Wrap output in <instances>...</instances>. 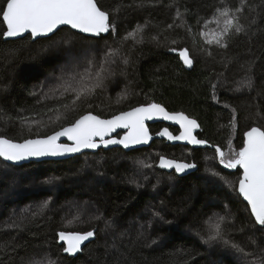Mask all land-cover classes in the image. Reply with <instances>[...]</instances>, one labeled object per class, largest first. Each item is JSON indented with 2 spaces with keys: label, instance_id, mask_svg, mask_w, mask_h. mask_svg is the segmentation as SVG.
Returning <instances> with one entry per match:
<instances>
[{
  "label": "trees",
  "instance_id": "trees-1",
  "mask_svg": "<svg viewBox=\"0 0 264 264\" xmlns=\"http://www.w3.org/2000/svg\"><path fill=\"white\" fill-rule=\"evenodd\" d=\"M5 2L0 0V9ZM97 2L115 25L97 38L69 28L37 41L5 38L0 22V136L22 143L89 112L107 119L157 103L196 120L199 139L211 148L155 141L130 152L101 149L22 166L0 157V264H262L264 227L238 193L241 168L221 165L212 146L228 152L230 144L239 151L246 131L264 128V0H246L238 14L245 32L229 36L226 48L205 44L200 33L216 28L217 9L235 10L241 0ZM138 26L140 34L130 37ZM185 47L191 70L170 51ZM86 51L96 66L115 51L113 74L75 112L56 121L44 109L72 96L44 99L41 87L66 65L72 72L59 74L66 79L83 72L85 63L76 56ZM161 128L150 130L155 135ZM160 157L197 170L183 176L159 167ZM220 217L222 238L209 239ZM89 231L95 240L76 257L65 255L59 233Z\"/></svg>",
  "mask_w": 264,
  "mask_h": 264
},
{
  "label": "snow or ice",
  "instance_id": "snow-or-ice-1",
  "mask_svg": "<svg viewBox=\"0 0 264 264\" xmlns=\"http://www.w3.org/2000/svg\"><path fill=\"white\" fill-rule=\"evenodd\" d=\"M245 3L246 0H241L240 6L235 10L227 6L217 9L218 14L212 21L216 24V28L200 33L204 37L205 44L226 48L229 36L245 32V26L240 23L238 15L243 12ZM176 15L177 18H182L184 14L177 11ZM0 16H2L0 22L6 26L2 33L5 38L19 37L24 33H30L33 38L48 36L64 25L95 36L115 28L114 24H110L109 12L102 10L97 0H6L4 7L0 9ZM141 31L142 28L138 26L134 32L129 33V36L135 38ZM172 43L175 44L176 41L173 40ZM170 51L178 52L184 65L192 67L193 59L188 48L179 50L171 48ZM115 55V51L109 52L99 67L89 61L88 67L83 72L70 75L67 79L61 77V83L50 89L51 95L55 96L59 92L60 97H63L65 93H70L72 98L67 103L61 102L55 107L45 108L44 114L52 113L55 120L59 121L67 118L69 113L75 112L78 104L95 94L98 88L104 86L105 79L113 74L110 66L115 63L113 59ZM248 86L251 87V80L248 81ZM44 98L48 99L49 93H44ZM34 115H40V113H34ZM158 117L174 121L180 126L179 135H173L168 128H164L158 133L159 136L166 137L169 141H187L193 145H207L206 140L198 139L193 135V131L200 127L196 120L190 119L183 112L170 113L160 104L150 103L121 112L111 119H102L89 112L80 115L68 126L62 127L51 135L25 139L22 143L0 136V157L9 161H21L30 157L59 156L80 152L82 149H95L100 147L101 143L105 147L110 144H121L128 148L130 145L147 143L152 139L145 121ZM23 120L25 123L29 122L28 118ZM231 123L234 125L235 116L232 117ZM118 128L128 129V133L122 139H105ZM61 137H66L72 141V144L59 143ZM244 137L246 139L243 140L239 151H233L230 144L227 145L228 152L215 145L212 147L218 156L219 163L225 168H242L243 174L238 180V193L250 205L256 224L264 227V128L253 126L244 133ZM97 138L100 143L97 142ZM145 167H151V165H145ZM159 167L174 168L176 172L183 173L186 169L194 168L195 165L160 157ZM223 221L224 218L220 217L212 225L214 234L209 239L222 238ZM93 235L92 231L83 234L60 232L59 239L67 244L63 251L75 254L81 250V244ZM233 246L237 248V251H244L239 245Z\"/></svg>",
  "mask_w": 264,
  "mask_h": 264
},
{
  "label": "water",
  "instance_id": "water-1",
  "mask_svg": "<svg viewBox=\"0 0 264 264\" xmlns=\"http://www.w3.org/2000/svg\"><path fill=\"white\" fill-rule=\"evenodd\" d=\"M63 28H70V26H60V28H58L54 33H51V34H48V36H39V37H35L33 38L35 41L39 40V39H48V38H51L53 37L54 35L57 34L58 31H60L61 29ZM73 32L77 33V34H80L82 36H85V37H89V38H97L98 36H95L93 34H90V33H81L79 32L78 30L76 29H71ZM101 34H104V33H101ZM100 34V35H101ZM30 35V33H24L22 36H19V37H13L12 39H21V38H24L26 36ZM182 61V59H181ZM183 63V61H182ZM184 64V63H183ZM185 68L187 70H191L192 67H193V64H192V67H188L186 65H184ZM130 111V110H128ZM169 112V111H168ZM171 113V112H170ZM94 115V114H93ZM103 119V118H102ZM107 119H111V118H107ZM198 123V122H197ZM145 124L146 126L148 127V130H149V133L152 137L151 140H149L147 143H142V144H137V145H130L128 148H125L123 145L121 144H110L108 145L107 147H105L102 143L100 144V147L98 148H95V149H82L80 152H76V153H65L63 155H59V156H44V157H30V158H27V159H24V160H21V161H9V160H6L4 159L3 157L2 160L7 163V164H11V165H14V166H22V165H25V164H29L31 162H45V161H64V160H69V159H72L74 157H77V156H81L85 153H97L99 150H112V149H122L126 152H130V151H133V150H137V149H142V148H148L150 147L155 141H167L169 144H171L172 146H178V145H181V146H187V147H192V148H195V149H205V148H211L210 145L207 143V145H193L187 141H169L166 137H161L159 136L158 134H152L151 133V130H150V126H155V125H165L166 127L164 128H167L168 127V130L170 131L169 127H172V128H176V129H179L180 130V126L178 124H176L174 121H169V120H164L162 117H158V118H154L152 120H147L145 121ZM163 128V129H164ZM161 129V131L163 130ZM171 132V131H170ZM200 132V127L199 128H196L194 131H193V135L196 136L198 139V133ZM128 133V129H124V128H118L116 129L114 132H112L110 134V136H106L105 139H122L123 136H125L126 134ZM172 133V132H171ZM173 134V133H172ZM119 135H121L119 137ZM174 135V134H173ZM246 139V138H245ZM59 143H62V144H72V141L68 140L66 137H61L60 140L58 141ZM97 142L100 143L99 139L97 138ZM167 170H175L174 168L172 169H168V168H165ZM242 169V168H241ZM197 170V167L195 166L194 168H190V169H186L183 173H180L181 175L183 176H187L189 174H192L193 172H195ZM243 172V170H242ZM240 196L242 197V195L240 194ZM243 198V197H242ZM243 201L247 204L248 202L246 200H244L243 198ZM250 207V205H249ZM254 217V216H253ZM95 240V237L94 235L92 237H90L88 240L84 241L82 244H81V250L79 252H76L75 254H69L67 252L66 255L68 256H71V257H76L81 251L82 249L88 245L89 243H91L92 241ZM60 243L61 244H65V246L67 247V244L65 241H62L60 240Z\"/></svg>",
  "mask_w": 264,
  "mask_h": 264
},
{
  "label": "rangeland",
  "instance_id": "rangeland-1",
  "mask_svg": "<svg viewBox=\"0 0 264 264\" xmlns=\"http://www.w3.org/2000/svg\"><path fill=\"white\" fill-rule=\"evenodd\" d=\"M65 40H67V38H66ZM64 47H65V48H68L69 45H64ZM76 57H78L77 60L80 59L82 62L85 63V65H84V69H85L86 67H88L89 61H92V62L94 61L93 63H95V59H96V57H94V55L90 56V54H89L87 51L84 52L81 56H76ZM70 59H72V61H73V58H70ZM98 60H100V57H99ZM96 62H97V61H96ZM101 63H102V62L98 63V64H97V67H99V65H100ZM69 69H71V66H70V65H66V66H64V67L60 70L59 73H57V75L51 76V78L48 79V84H47V86H46V87H43V86H42V87H41V90H40V94L42 95L43 98H44V93H49V98H48V99H51V98H63V97L71 96L70 93H65V95H64L63 97H60L59 92H57V93L55 94V96H52L51 93H50V89L57 87V86L61 83V77L63 76V72H64L65 70H66V73H70V72H72V71L69 70ZM59 74H61L62 76L59 75ZM63 78L66 79L65 77H63ZM44 99H45V98H44Z\"/></svg>",
  "mask_w": 264,
  "mask_h": 264
},
{
  "label": "flooded vegetation",
  "instance_id": "flooded-vegetation-1",
  "mask_svg": "<svg viewBox=\"0 0 264 264\" xmlns=\"http://www.w3.org/2000/svg\"><path fill=\"white\" fill-rule=\"evenodd\" d=\"M155 126H157V125H155ZM160 126L162 127L161 129H163L164 127H166L165 125H160ZM150 127H154V126H150ZM150 127H149V128H150ZM167 128H168V127H167ZM161 129H160V131H161ZM169 129H170V131H171L173 134H174V132L172 131V129L177 130V132H176L174 135H179V132H180L179 129L172 128V127H169ZM160 131H159V132H160ZM159 132H158V133H159ZM158 133H157V134H158Z\"/></svg>",
  "mask_w": 264,
  "mask_h": 264
},
{
  "label": "bare ground",
  "instance_id": "bare-ground-1",
  "mask_svg": "<svg viewBox=\"0 0 264 264\" xmlns=\"http://www.w3.org/2000/svg\"><path fill=\"white\" fill-rule=\"evenodd\" d=\"M104 34H105V33H104ZM101 35H103V34H101ZM28 36H31V35H28ZM99 36H100V35H99ZM99 36H98V37H99ZM84 37H85V36H84ZM88 38H89V37H88ZM33 40H34V39H33ZM34 41H35V40H34ZM241 171H242V169H241ZM242 174H243V172H242ZM242 199H243V198H242ZM245 204H246V203H245ZM248 206H249V205H248ZM254 219H255V218H254ZM92 232H93V231H92ZM81 234H83V233H81ZM94 237H95V233H94ZM59 241H60V239H59ZM60 244H61V243H60ZM61 245H63L64 247H66L65 244H61ZM82 250H83V249H82ZM81 252H82V251H81ZM81 252H80V253H81ZM80 253H79V254H80ZM65 255H66V253H65ZM67 256H68V255H67ZM69 257H71V256H69Z\"/></svg>",
  "mask_w": 264,
  "mask_h": 264
}]
</instances>
